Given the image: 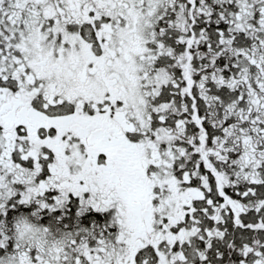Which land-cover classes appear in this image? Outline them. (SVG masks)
I'll return each instance as SVG.
<instances>
[{"label": "snow or ice", "instance_id": "1", "mask_svg": "<svg viewBox=\"0 0 264 264\" xmlns=\"http://www.w3.org/2000/svg\"><path fill=\"white\" fill-rule=\"evenodd\" d=\"M0 264H264V0H0Z\"/></svg>", "mask_w": 264, "mask_h": 264}]
</instances>
